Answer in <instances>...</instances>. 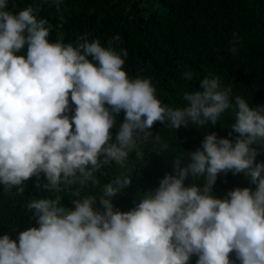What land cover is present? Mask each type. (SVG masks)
Wrapping results in <instances>:
<instances>
[{
    "label": "clouds",
    "instance_id": "9594fccd",
    "mask_svg": "<svg viewBox=\"0 0 264 264\" xmlns=\"http://www.w3.org/2000/svg\"><path fill=\"white\" fill-rule=\"evenodd\" d=\"M62 3L51 0L57 11ZM39 11L37 4L13 13L8 0H0V183L6 193L15 188L23 194L24 181L44 173L47 183L37 188L77 198L72 210L60 195L27 202L39 227L20 232L18 244L8 234L0 237V264H188L194 254L196 264H233L231 252L240 264H264V163H254L258 153L250 147L264 145V106L250 108L240 96L231 103V87L206 77L202 90L184 93V107H170L157 98L150 78L128 75L127 50L113 47L119 35L107 47L87 35L75 44L50 42L53 26ZM238 42L233 33L230 44ZM25 45L26 56L18 55ZM69 93L76 106L71 121ZM230 108L231 128L239 133L235 145L206 135L203 150L190 153L192 162L180 168L177 159L176 174L166 175L132 210L114 211L111 199L132 182L124 172L99 196L79 198L81 190L99 186L96 173L105 165L127 168L133 152L142 159L141 146L156 122L174 130L189 122L215 125ZM121 111L124 122L111 142ZM155 143L168 149L160 134ZM230 170L244 173L256 190L236 188L224 199L210 195L218 174ZM189 174L204 178L202 189L184 186Z\"/></svg>",
    "mask_w": 264,
    "mask_h": 264
},
{
    "label": "trees",
    "instance_id": "16d2710c",
    "mask_svg": "<svg viewBox=\"0 0 264 264\" xmlns=\"http://www.w3.org/2000/svg\"><path fill=\"white\" fill-rule=\"evenodd\" d=\"M40 5L39 17L47 18L53 26L49 41L62 39L64 43L75 44L81 36L89 41L99 39L102 46L116 35L120 42H113L117 51L126 49L124 69L130 77L150 78L156 89L157 98L170 107H184L187 102L185 92L202 90L200 82L204 78L219 77L221 87H231L230 102L240 96L250 108L264 106V0H63L57 11L51 0H8V10L17 13L29 5ZM233 33L239 42L233 41ZM236 47L235 53L231 48ZM25 45L18 55L26 56ZM185 72L192 79L184 77ZM75 104L69 93V111L75 114ZM124 122V112L115 117V125L110 129L115 142L120 125ZM231 108L226 110L215 125L210 122L197 126L192 122L179 129H168L167 121L156 122L151 129L152 137L142 145L144 156L137 160L130 153L127 168L115 163L105 165L96 173L100 181L95 189L81 190L79 198L87 194L99 196L104 184L124 172L131 176V184L112 197L114 211H130L148 192H155L166 175H175V161L180 160V168L192 161L190 153L198 148L206 135L216 133L217 138H227L235 145L239 133L231 128L234 123ZM72 131L75 125L72 124ZM231 133V135H230ZM160 134L167 150H160L155 136ZM258 155L254 163H264V145L252 144ZM103 159V156L100 157ZM91 166L89 165V168ZM264 175V172H262ZM47 183L44 173L24 181V193L4 192L0 183V237L8 234L17 244L20 232L29 227H39L25 205L32 199L61 196V205L74 209L72 201L77 197L71 192L55 193L36 184ZM204 186V178L191 174L184 186ZM251 188L250 178L244 173L221 172L210 193L214 198L224 199L229 191L236 188ZM74 190V189H73ZM97 208L103 211L97 200ZM233 264H240L235 252L229 254ZM198 256L190 257L188 264H196Z\"/></svg>",
    "mask_w": 264,
    "mask_h": 264
}]
</instances>
